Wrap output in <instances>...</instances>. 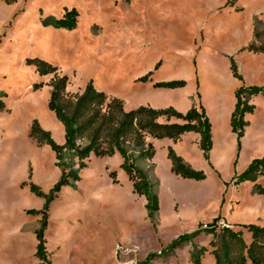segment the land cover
<instances>
[{"label": "rangeland", "instance_id": "374dc122", "mask_svg": "<svg viewBox=\"0 0 264 264\" xmlns=\"http://www.w3.org/2000/svg\"><path fill=\"white\" fill-rule=\"evenodd\" d=\"M74 8L79 12L75 30L43 25ZM261 49L264 0H0V96L8 94L2 97L8 110L0 114V264H37L31 234L40 221L27 211L44 202L21 185L33 182L48 194L57 172L62 175L50 147L41 148L29 138L34 120L53 132L58 144L64 127L48 108L49 89L32 90L35 83L50 84L53 76H39L26 65L27 58L58 66L59 75L70 79L67 92L72 96L93 81L99 91L123 99L127 111L143 105L184 114L192 105L203 107L222 146L208 160L193 134L181 139L177 151L173 148L207 176L178 189L188 193L186 204L174 202L154 182L170 164L166 143L154 145V165L137 162L159 198L156 230L145 199L131 197L122 158L93 157L90 169L79 171L76 188H65L53 205L48 245L50 253L60 250L50 258L52 264H141L152 254L151 264H192L195 247L211 251L212 236L201 232L174 253L166 248L174 238L213 226L225 215L232 216L249 243L243 227H264V195L256 193L255 183L235 185V180L264 157V96L253 103L245 97L257 110L249 115L250 126L241 139L232 133L228 113L236 101L232 92L264 86V53L255 51ZM230 58L243 81L233 77ZM150 72L155 84L187 85L142 89L138 79ZM113 171L118 184L109 176ZM256 183L264 187V175ZM209 252L203 264H215Z\"/></svg>", "mask_w": 264, "mask_h": 264}, {"label": "trees", "instance_id": "16d2710c", "mask_svg": "<svg viewBox=\"0 0 264 264\" xmlns=\"http://www.w3.org/2000/svg\"><path fill=\"white\" fill-rule=\"evenodd\" d=\"M78 19L79 12L74 8L67 10L61 19H46L43 25L56 30L73 31L78 26ZM255 51L264 53V49ZM26 65L34 67L35 72L41 77L53 76L51 83L48 84L51 87L48 108L63 125L65 132V143L60 145L49 131L43 129L38 120L32 122L29 130V138L39 147H50L57 160L56 166L62 171L61 178L48 194L33 182H25L21 185V187H29L35 196L45 200L41 210L27 211L28 215L40 217V226L36 231L38 245L35 254L39 264H52L45 239L51 205L64 187L76 188L75 184L81 180L79 171L88 167L87 162L91 156L103 159L119 155L122 158L121 169L132 183L133 193L146 199L148 217L156 230V216L160 210L159 198L154 192L155 185L137 162L151 161L155 157L156 149L153 143L148 142L149 138L178 142L187 133L200 135L199 148L208 160L213 149V126L205 109L193 105L183 114L172 107L157 110L140 106L127 111L123 100L99 91L93 81L86 85L82 94L72 96L67 92L70 79L67 75H59L58 66L41 58H27ZM230 69L234 78L243 81L233 58H230ZM151 74L152 72L139 78L138 81L151 82ZM186 85L184 81H173L156 83L154 88L178 89ZM44 86V83H35L32 85V90L37 92ZM4 96L7 97L6 94L0 96V114L7 111L6 103L2 99ZM257 96H264V86H242L236 92L237 104L231 118V127L239 139L244 137L245 130L250 125L246 115L253 114L256 110V106L250 105L245 97ZM162 119H165V122ZM172 119L179 123H171ZM167 158L171 162V172L175 176L195 181H203L207 178L204 172L197 171L185 163L172 148L168 149ZM263 175L264 157L254 161L247 171L235 180V185L251 181L255 183L256 193L264 195V187L256 183ZM109 176L114 184H118L117 172L113 171ZM219 219H215L214 222ZM243 229L250 234L249 243L240 230H219L212 226L207 230L200 229L190 234H183L174 239L166 249L168 253H174L187 243H193V240L204 232L212 236L209 243L211 251L209 252L205 247H195L190 258L192 264H203L202 258L207 252L213 256L215 264H264V227L247 225ZM155 257L156 255L152 254L141 264H151Z\"/></svg>", "mask_w": 264, "mask_h": 264}, {"label": "crops", "instance_id": "0c3cea01", "mask_svg": "<svg viewBox=\"0 0 264 264\" xmlns=\"http://www.w3.org/2000/svg\"><path fill=\"white\" fill-rule=\"evenodd\" d=\"M49 62V61H48ZM45 77V76H44ZM154 82H148V83H144L143 85H141L142 87V89H147L148 88V90L150 89L151 91L152 90H154L155 88H154ZM69 86V85H68ZM68 88V87H67ZM45 89H49V96H48V101H49V99H50V94H51V87H49L47 84H45V86L43 87V89H41L40 91H37V93L38 92H43ZM99 90V89H98ZM101 91V90H100ZM236 92H237V90L236 91H234V92H232V94H233V96L235 97V106H234V109L232 108L231 109V111L228 113V118H229V116H230V120H229V122H230V127H231V118H232V115H233V113H234V111H235V108H236V104H237V98H236ZM0 93H4V92H0ZM6 94V93H5ZM107 94V93H106ZM7 95V97H8V94H6ZM108 95V94H107ZM109 96V95H108ZM257 97H259V96H257ZM254 98H256V97H251V99H252V103H253V99ZM123 100V99H122ZM5 101V100H4ZM124 101V100H123ZM6 103V102H5ZM7 106V105H6ZM140 106H143V105H139V106H137V107H134L133 109H136V108H138V107H140ZM193 106V105H192ZM192 108V107H191ZM190 108V109H191ZM189 109V108H188ZM189 109V110H190ZM8 110V109H7ZM132 110V109H131ZM188 110V111H189ZM256 110H257V107H256ZM256 110H255V112H256ZM187 111V110H186ZM185 112V111H184ZM254 112V113H255ZM52 113V112H51ZM206 113H207V115H208V117H209V119H210V121H211V123H212V126H213V130H212V137H213V149H212V151H211V153H213L212 155H214V152L217 150V149H222V146H220V142L218 141L219 140V138H218V136L219 135H217L218 133H216L217 131H218V129L216 128V125H215V123L213 122V119L211 118V116L209 115V113H208V110L206 109ZM253 113V114H254ZM53 114V113H52ZM185 114V113H184ZM54 115V114H53ZM249 115H251V114H247L246 115V120L247 121H249L248 120V117H249ZM54 117H55V115H54ZM57 120V119H56ZM58 121V120H57ZM174 121V119H172L171 120V123H179V121H177L176 120V122H173ZM59 122V121H58ZM250 122V121H249ZM43 126V125H42ZM250 126V125H249ZM44 127V126H43ZM45 128V127H44ZM248 128V127H247ZM246 128V129H247ZM45 129H48V128H45ZM47 131V130H46ZM231 131H232V127H231ZM51 132V131H50ZM51 133H53V132H51ZM232 133H234L233 131H232ZM245 133H246V130H245ZM190 134H193L194 136V138L193 139H195L196 141H198V144H199V141H200V135L199 134H196V133H187V134H185V135H183L182 136V138L181 139H185V138H187V137H190V136H188V135H190ZM63 139H62V141H61V145H63L64 143H65V132H63ZM148 141L149 142H151V143H153V145H156V143L158 142V139H151V138H149L148 139ZM162 141L164 142V143H166L167 144V146H168V149L169 148H174V149H176V151H177V144L181 141H178V142H174L173 140H170V139H162ZM44 147H46V146H44ZM41 148H43V147H41ZM157 152H158V150H156V154H157ZM54 154V153H53ZM168 154V153H167ZM179 154V153H178ZM180 155V157L182 156V158H183V160L185 161V163H187L188 165H190L193 169L195 168V170L197 169V171L198 170H200L201 168L200 167H198L197 165H195V164H197V163H194L193 161H190L187 157L185 158V157H183V155H181V154H179ZM54 156H55V154H54ZM156 156V155H155ZM93 157L94 156H91L90 157V159L88 160V169H90V167H91V165H92V162H93ZM95 158V157H94ZM155 158V157H154ZM154 158L151 160V162L149 161L148 162V164L149 165H154ZM95 159H98V158H95ZM103 159H109V158H103ZM168 159V158H167ZM169 160V159H168ZM169 166H168V168H167V170L165 169L164 170V172H163V174L162 175H160L157 179H156V181H154V182H157L158 184H159V188L161 189H163V191H165L164 192V194H167V195H169L172 199H173V201L174 202H177V203H181V204H186V203H189V202H184L183 201V199H186L187 198V192L185 191V192H182V193H180V192H178V189H181V188H186V186H188V185H190V181H195V180H185V179H181V178H179V177H177V176H175L172 172H171V162L169 161ZM156 165V164H155ZM157 166V165H156ZM158 167V166H157ZM156 167V168H157ZM160 168H158L157 170H159ZM58 174H57V177L55 178V180H53V181H51L50 182V187L49 188H53V186L57 183V181L60 179V177H61V172H57ZM132 184V183H131ZM65 188H69V187H64L63 189H62V191L65 189ZM61 191V192H62ZM61 194V193H60ZM60 194H59V196H60ZM131 197H133V198H135V197H139L138 195H135L134 193H133V187H132V193H131ZM159 197L161 198L162 197V195H160L159 194ZM144 198V197H143ZM145 199V198H144ZM57 200H58V198L52 203V205H51V209H50V220H49V227H48V229H47V231H46V234H45V239H46V242H47V251H48V254H49V256H50V258L51 259H53L52 258V256H53V254H57V252H59V250H60V248H58L57 250H55L53 253H50V251H49V245H48V234L50 233V229H51V212H52V208H53V205L57 202ZM145 201H146V199H145ZM43 202L45 203V200L43 199ZM161 202H162V200H161ZM146 203L147 202H145V206H146ZM44 206V205H43ZM43 206H40V207H38V208H36L37 209V211H39V210H41L42 208H43ZM35 209V210H36ZM30 218H35V219H38L39 221H40V217H36V216H33V217H30ZM220 218V217H219ZM220 219H223L224 221H226L228 224H230L231 226H232V229H234V230H236V229H238L236 226H235V224H234V222H233V219H232V216H228V215H225V216H222ZM200 223H197V225H199ZM40 226V225H39ZM39 226L38 227H36V228H34L33 229V231H32V234H31V236H32V239H33V242H34V244H33V251L31 252L32 253V255L34 256V259L36 260V262H37V264H39V261L37 260V258L35 257V254H36V252H37V245H38V241H37V238H36V231L39 229ZM262 227V226H261ZM189 233V232H188ZM175 239V238H174ZM32 256V257H33Z\"/></svg>", "mask_w": 264, "mask_h": 264}, {"label": "built area", "instance_id": "2783aa9c", "mask_svg": "<svg viewBox=\"0 0 264 264\" xmlns=\"http://www.w3.org/2000/svg\"><path fill=\"white\" fill-rule=\"evenodd\" d=\"M213 226H215L217 229H232V226L230 224H228L226 221H224L223 219H219ZM209 227L212 226H208V225H203L201 227V230H207L209 229ZM128 250H126L127 252Z\"/></svg>", "mask_w": 264, "mask_h": 264}]
</instances>
